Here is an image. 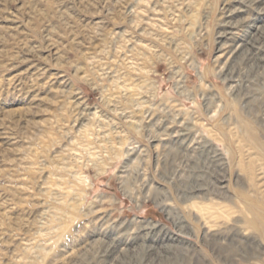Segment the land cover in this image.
<instances>
[{"label":"rangeland","instance_id":"1","mask_svg":"<svg viewBox=\"0 0 264 264\" xmlns=\"http://www.w3.org/2000/svg\"><path fill=\"white\" fill-rule=\"evenodd\" d=\"M0 264H264V0H0Z\"/></svg>","mask_w":264,"mask_h":264},{"label":"bare ground","instance_id":"2","mask_svg":"<svg viewBox=\"0 0 264 264\" xmlns=\"http://www.w3.org/2000/svg\"><path fill=\"white\" fill-rule=\"evenodd\" d=\"M250 42H249V40H246L245 42H243V46L245 47V46H247L248 44H249ZM246 44V45H245ZM243 47V48H244ZM246 48V47H245Z\"/></svg>","mask_w":264,"mask_h":264}]
</instances>
